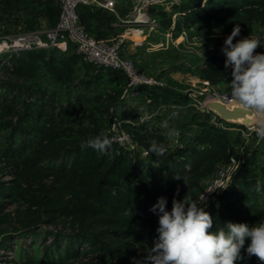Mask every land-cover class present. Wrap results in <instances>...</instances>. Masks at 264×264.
I'll return each instance as SVG.
<instances>
[{
    "label": "trees",
    "instance_id": "obj_1",
    "mask_svg": "<svg viewBox=\"0 0 264 264\" xmlns=\"http://www.w3.org/2000/svg\"><path fill=\"white\" fill-rule=\"evenodd\" d=\"M61 12L57 0H0V36L54 28ZM148 12L165 35L188 29L205 42L203 56L184 44L159 54L146 47L132 53L131 42L123 43L122 56L164 83L141 85L135 115L122 109L128 74L87 61L65 32L59 45L0 60V250L19 244L15 256L26 264H135L157 237L158 216L149 211L157 199L166 197L169 211L174 197L199 200L232 158L237 163L227 184L200 205L213 218L212 231L264 220V139L255 132L246 139L243 124L197 106L189 84L172 75L190 71L229 89L231 68L225 69L221 46L237 24L234 43L264 33V0H183ZM77 13L98 40L124 32L104 8L80 4ZM187 52L189 63H178ZM118 127L130 143L114 139ZM102 132L112 141L106 152L81 147ZM153 141L166 147L163 156L149 152ZM175 174L187 177L186 184ZM249 243L237 264H264L247 256Z\"/></svg>",
    "mask_w": 264,
    "mask_h": 264
},
{
    "label": "clouds",
    "instance_id": "obj_2",
    "mask_svg": "<svg viewBox=\"0 0 264 264\" xmlns=\"http://www.w3.org/2000/svg\"><path fill=\"white\" fill-rule=\"evenodd\" d=\"M240 32L237 24L224 41V66L225 69L231 68L232 99L240 108L262 118L253 131L258 138L264 139V53L255 51L261 46V42L250 36L234 43ZM111 142L108 135L102 132L82 142L81 147H91L104 153ZM166 151V147L156 141L149 148V152L158 157L163 156ZM174 179L183 180L185 184L187 181V177L178 174H175ZM255 190L261 191L259 182ZM213 191L217 190L205 192ZM178 194L179 188L176 190V195ZM167 203V198L161 196L149 209L158 216L157 237L150 252L135 264H237V261L244 259L241 252L249 240L247 256H255L264 261V220L251 227L246 223L228 222L224 227L212 231L213 218L204 207H200L201 204H206L202 194L199 200L189 199L187 196L182 200L174 197L170 211Z\"/></svg>",
    "mask_w": 264,
    "mask_h": 264
},
{
    "label": "built area",
    "instance_id": "obj_3",
    "mask_svg": "<svg viewBox=\"0 0 264 264\" xmlns=\"http://www.w3.org/2000/svg\"><path fill=\"white\" fill-rule=\"evenodd\" d=\"M62 8L61 18L56 27L45 30H33L25 31L14 34H7L0 36V56H3V62L9 63L7 55L14 53H20L35 48H46L50 46H56L60 44L62 34L65 32L68 35L69 41L76 45L77 52L80 53L87 61L96 63L98 65L109 66L115 69H123L129 76V91L126 95V99L137 100L141 94L140 87L143 84H158L163 85L162 81L149 77L144 73H141L136 69L131 59L121 55V47L123 43L130 39L129 35L138 33L143 28L153 29L157 25L156 18L152 17L148 9L154 5L172 6L179 4L183 0H128L130 3L129 15L123 16L120 12V6L122 0H57ZM80 4L96 5L108 10L115 14L119 19V24L124 26V32L118 37H112L106 40H98L95 37L89 35L84 26L80 23L79 15L77 13V7ZM176 14L174 15V17ZM258 39L261 42V46L255 51L257 53H264V33H254L243 36ZM181 43L186 45L195 42L198 46H204V36L190 35L188 29L181 31L179 36ZM178 37V38H179ZM175 37L171 31L166 35V39L159 43V46L166 47L170 41L174 43ZM179 43V44H181ZM178 45V44H177ZM179 46V45H178ZM189 48L190 46H187ZM194 48V47H190ZM194 52H198L196 48ZM190 49V51H193ZM189 51V50H188ZM201 53V52H198ZM188 96L193 102L200 108L219 115L216 111L212 110L208 104L213 101H219L224 103L229 108L238 106V104L231 97V89L223 90L219 86L212 84L207 79H200L198 84L191 85L186 89ZM142 109L140 108V111ZM214 117V120L216 119ZM253 122L244 123L243 119L233 121L243 124L239 130L243 137L249 139L254 133L253 128L259 126L257 119L250 116ZM117 135L115 140L121 144H127L131 142L129 134L121 128H116ZM237 163L235 158H232L231 164L222 169L219 175L214 179L203 192L202 195L205 200H209L216 191L205 192L211 190H219L223 188L229 180L231 170ZM201 197V195H200Z\"/></svg>",
    "mask_w": 264,
    "mask_h": 264
},
{
    "label": "rangeland",
    "instance_id": "obj_4",
    "mask_svg": "<svg viewBox=\"0 0 264 264\" xmlns=\"http://www.w3.org/2000/svg\"><path fill=\"white\" fill-rule=\"evenodd\" d=\"M129 37H130V39H128V41L131 42L130 47L132 49V53H137L140 51V49L146 47V51L148 53H152L153 51H155V52H158L159 54H161L163 52V50L167 49L169 47V45L172 44V41H170L169 45L166 47L159 46V43L162 40L166 39V35L162 31L161 27L158 26V20H157V25L153 29L143 28L138 33L130 34ZM174 43L176 44L174 46L177 47L178 49H180L179 47H181V45L183 44V43H181L180 37L179 38L176 37ZM179 43H181V44H179ZM186 45L196 48L198 50V52L202 51L199 48L200 46L195 44V42H193L192 44L187 43ZM223 46H224V44L221 47H223ZM190 47L189 48L186 47L187 50H185V51H188L190 49H192V50L194 49V48H190ZM201 48H204V46H201ZM187 53H188L187 56H183L182 58H179V59L176 58L177 62L188 64L189 63L188 61L192 58L193 54H191L192 52H187ZM157 56L160 57V55H157ZM2 57L3 56H0V60L2 59ZM137 58L140 60L142 59L141 57H137ZM173 60H175V59H173ZM172 75L176 79H178L179 81H181L187 85L189 84V86H191L193 84H198V82L200 80V78L197 75L193 74L190 71L184 72V71L178 70V71H174L172 73ZM137 105L138 104H136V102H133V100H130L128 97L126 99V104L122 109L125 108L127 110V111H125V113L135 115L136 112H138V108H136ZM261 119L262 118H260V117L258 118V120H257L258 125H259ZM30 241H31L30 239H27V240H24L21 242H23V244L27 243L24 246V247H26L28 244H30L29 243ZM16 248L19 249L18 251L21 250V247L19 244H14L12 246V248H10L8 251L7 250H0V264H26L24 262V261H26V259L23 260L19 255L15 256V249ZM28 253L31 254L33 252H32V250H30V251H28Z\"/></svg>",
    "mask_w": 264,
    "mask_h": 264
},
{
    "label": "water",
    "instance_id": "obj_5",
    "mask_svg": "<svg viewBox=\"0 0 264 264\" xmlns=\"http://www.w3.org/2000/svg\"><path fill=\"white\" fill-rule=\"evenodd\" d=\"M208 106L212 110L216 111L224 120L237 121L238 119H243L244 123H250L253 122V119L250 116L255 117V119L259 118L255 113L251 111L244 110L239 106L229 108L227 105L219 101L210 102Z\"/></svg>",
    "mask_w": 264,
    "mask_h": 264
},
{
    "label": "crops",
    "instance_id": "obj_6",
    "mask_svg": "<svg viewBox=\"0 0 264 264\" xmlns=\"http://www.w3.org/2000/svg\"><path fill=\"white\" fill-rule=\"evenodd\" d=\"M120 12L123 16L129 15L130 13V3L128 0H122L120 6Z\"/></svg>",
    "mask_w": 264,
    "mask_h": 264
}]
</instances>
